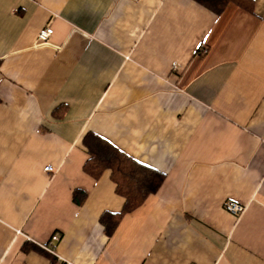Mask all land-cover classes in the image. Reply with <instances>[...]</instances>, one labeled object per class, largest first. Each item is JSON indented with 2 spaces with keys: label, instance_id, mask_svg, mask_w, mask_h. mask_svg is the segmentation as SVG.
I'll return each mask as SVG.
<instances>
[{
  "label": "crops",
  "instance_id": "0c3cea01",
  "mask_svg": "<svg viewBox=\"0 0 264 264\" xmlns=\"http://www.w3.org/2000/svg\"><path fill=\"white\" fill-rule=\"evenodd\" d=\"M252 1L0 0V264H264ZM89 133L165 176L111 235L102 216L125 199L109 170H84Z\"/></svg>",
  "mask_w": 264,
  "mask_h": 264
},
{
  "label": "trees",
  "instance_id": "16d2710c",
  "mask_svg": "<svg viewBox=\"0 0 264 264\" xmlns=\"http://www.w3.org/2000/svg\"><path fill=\"white\" fill-rule=\"evenodd\" d=\"M216 13H221L230 3H235L244 9L252 11V0H196ZM84 145L88 149L84 170L94 178H99L105 171L111 172V178L116 185V192L124 197L123 210L118 214H105L102 223L108 235H111L119 220L125 213L138 208L148 196L156 193L162 185L165 176L151 168L128 158L110 143L95 134L89 133L84 138ZM79 192L75 193V200L79 203Z\"/></svg>",
  "mask_w": 264,
  "mask_h": 264
},
{
  "label": "built area",
  "instance_id": "2783aa9c",
  "mask_svg": "<svg viewBox=\"0 0 264 264\" xmlns=\"http://www.w3.org/2000/svg\"><path fill=\"white\" fill-rule=\"evenodd\" d=\"M53 33V29L52 28H46L44 30H42L40 33H39V42L42 43V44H46L48 43L51 35ZM200 52L202 54L206 53L207 52V48L205 47H202L200 49ZM54 168L53 166L51 165H48L44 168V171L47 172V173H51L53 172ZM225 209L227 212L233 214V215H240L241 213L244 212L245 210V207L242 205V204H239L237 202H234V201H227L226 204H225ZM60 234L59 233H55L52 238H51V243L52 244H57L59 241H60ZM46 248V247H45ZM48 251H50L51 253L55 254L56 255V252L54 250V246H52L51 248H48ZM60 259V258H59ZM70 264V263H69Z\"/></svg>",
  "mask_w": 264,
  "mask_h": 264
}]
</instances>
